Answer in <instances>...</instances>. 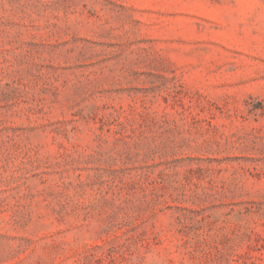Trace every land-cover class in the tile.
<instances>
[{"label": "rangeland", "instance_id": "obj_1", "mask_svg": "<svg viewBox=\"0 0 264 264\" xmlns=\"http://www.w3.org/2000/svg\"><path fill=\"white\" fill-rule=\"evenodd\" d=\"M0 264H264V0H0Z\"/></svg>", "mask_w": 264, "mask_h": 264}]
</instances>
